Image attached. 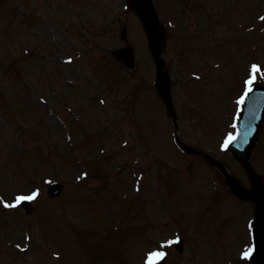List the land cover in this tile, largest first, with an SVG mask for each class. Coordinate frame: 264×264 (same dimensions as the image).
Returning a JSON list of instances; mask_svg holds the SVG:
<instances>
[{
    "label": "rangeland",
    "instance_id": "1",
    "mask_svg": "<svg viewBox=\"0 0 264 264\" xmlns=\"http://www.w3.org/2000/svg\"><path fill=\"white\" fill-rule=\"evenodd\" d=\"M153 1L157 7L178 3L192 16V5H204L207 22L198 34H186L182 42L180 31L166 29L162 48L177 134L249 189L243 168L220 148L230 132L222 130L219 115L230 121L237 110L241 87L227 92L253 61L245 46L262 33L255 18L243 24L245 12L264 10V0ZM0 2V32L8 27L5 41L0 34V264H145L146 250L163 251L167 264H249L237 254L251 248L253 205L234 197L216 168L174 145L171 116L167 126L162 100L150 86L156 74L146 38L127 0ZM251 25L256 28L247 31ZM122 30L133 48L132 69L110 57L124 45ZM209 40L214 42H203ZM213 43L214 52L206 51ZM242 48L228 68L229 54L225 64L214 66L229 49ZM187 63L204 71L201 80L209 88L199 100L181 93ZM232 76L228 89L224 83ZM188 89L192 97L200 94L195 85ZM63 91L69 95L64 102L58 98ZM263 133L251 163L264 177ZM83 170L104 176L77 181ZM51 181L62 187L53 198L46 193ZM33 191L26 213L15 197ZM113 215L122 222L116 231L121 238L108 239ZM180 237L181 253L174 249Z\"/></svg>",
    "mask_w": 264,
    "mask_h": 264
},
{
    "label": "water",
    "instance_id": "2",
    "mask_svg": "<svg viewBox=\"0 0 264 264\" xmlns=\"http://www.w3.org/2000/svg\"><path fill=\"white\" fill-rule=\"evenodd\" d=\"M132 8L141 15L143 20L145 29L148 33H150L153 37L152 41V48L154 51V56L158 59L157 54V44L158 41L154 40L157 36V32L155 30L157 21L154 16L152 7L150 5L149 0H130ZM113 56L118 60L122 61L125 65L131 67L132 66V59H131V52L128 49H119L113 52ZM157 84L160 89H164L166 86V78L164 75L160 74V78L157 80ZM264 111V104L262 112ZM256 127V124H255ZM259 127V122H257V129L254 133L249 136H245L246 144L243 149L236 148L235 146H230L231 151L234 155L245 165L247 166L248 154L249 151L255 141L256 132ZM253 132V131H252ZM252 182L256 185V189L259 192L260 196L257 199L256 211H255V222H254V239L256 243V251L255 254L252 256L253 264H264V187L259 185V178L252 174ZM230 185L234 189V191L241 197L249 198L248 195H244L239 190H237L233 184L230 182L229 178L227 177ZM59 192V187L54 186L50 189L51 194H56Z\"/></svg>",
    "mask_w": 264,
    "mask_h": 264
},
{
    "label": "snow or ice",
    "instance_id": "3",
    "mask_svg": "<svg viewBox=\"0 0 264 264\" xmlns=\"http://www.w3.org/2000/svg\"><path fill=\"white\" fill-rule=\"evenodd\" d=\"M262 19H264V17H262ZM71 61V58H69V62ZM252 76L246 81V84L251 85L252 82L255 80L256 78V73L260 70V66L258 64H253L252 66ZM236 137L230 135L229 139L225 142L224 147H227V144L229 142H231L232 140H234ZM37 195L36 191H33L31 194L25 195V194H20L17 195L15 197V204H19L21 201L24 200H31L33 199L35 196ZM6 206H14V205H10L8 204L7 201L4 202ZM178 239V238H177ZM173 241L168 240V241H164L165 244H170ZM252 249L248 248L245 251L242 252V256L244 258H247L250 254H251ZM165 253L163 251H149L146 254V260H145V264H156V262L160 259H162L164 257Z\"/></svg>",
    "mask_w": 264,
    "mask_h": 264
}]
</instances>
